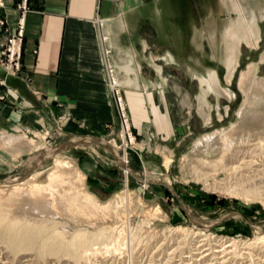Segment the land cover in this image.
<instances>
[{"label": "rangeland", "instance_id": "374dc122", "mask_svg": "<svg viewBox=\"0 0 264 264\" xmlns=\"http://www.w3.org/2000/svg\"><path fill=\"white\" fill-rule=\"evenodd\" d=\"M258 5V0L160 1L151 37L156 54L166 57H156L155 61L161 69L156 71V84L164 83L165 95H160L162 103L155 94V108L149 110L144 120L140 111L131 113L127 108L114 66L106 59L108 75L118 82H111V86L120 91L127 130L115 106L114 124L107 132L88 138L68 137L61 129L37 136L27 134V152L12 157L3 151L5 145L0 139L3 197H10L16 185L24 190L33 184L47 185L52 173L65 172L68 186L70 183L69 187L74 189L72 193L69 188L68 194L83 193L101 207L117 200L104 216H91L92 209L86 208L85 218L67 214L62 205L35 210L34 196L16 198L14 201L20 206L11 207L10 220L18 218L31 226L40 225L41 221L55 223L52 228L68 237L80 230L89 235L111 230L120 239L100 240L92 245L99 253L74 261L65 255L13 252L0 238V264H264V240L259 239L264 235V196L262 201H251L243 199L241 193L222 191L233 184L232 176L238 178L243 174L251 176V184H258V191L264 195V176H255L257 171L264 170V154L257 147L264 137V85H255L264 82V17L257 22V45L240 44L230 83L226 81L221 46L222 30L230 23H241V14L249 21ZM141 31L145 34L147 30L142 27ZM248 67L250 80L246 92H242L240 75ZM212 75L230 96L216 93ZM201 98L206 103L203 107L210 117L209 124H205L199 112ZM247 100V110L240 116L238 112ZM158 109L166 110L170 122V139L164 142L161 133L169 126L161 122L153 126L148 119ZM222 132H229L233 141L224 162L228 169L241 167L238 173L228 172L231 177L220 169L215 172L213 166L202 165L203 159L213 162L221 155ZM208 135L212 138L208 147L195 146ZM8 148L13 151V144ZM165 158L170 160L167 169ZM246 163L252 168L244 166ZM106 246L108 252L103 250Z\"/></svg>", "mask_w": 264, "mask_h": 264}, {"label": "crops", "instance_id": "0c3cea01", "mask_svg": "<svg viewBox=\"0 0 264 264\" xmlns=\"http://www.w3.org/2000/svg\"><path fill=\"white\" fill-rule=\"evenodd\" d=\"M21 1L2 0L0 7V51L23 22L19 70L6 75L0 65V139L5 153L12 157L27 152V134L61 129L68 137L88 138L107 132L116 121L107 58L131 113L140 111L144 120L155 108V94L164 102V83L156 84L161 69L155 64L164 54H156L151 37L162 0H27L24 13L18 9ZM258 2L255 12L264 17V0ZM165 113L158 109L148 117L153 126H169L166 131L160 125L163 142L171 134ZM12 144L13 151L8 148ZM3 164L0 154V170Z\"/></svg>", "mask_w": 264, "mask_h": 264}, {"label": "bare ground", "instance_id": "6f19581e", "mask_svg": "<svg viewBox=\"0 0 264 264\" xmlns=\"http://www.w3.org/2000/svg\"><path fill=\"white\" fill-rule=\"evenodd\" d=\"M255 11L256 10H254L253 13L251 14V16L249 17V21H246L245 20L246 18H244V16L242 14H241L242 17L239 14L240 18L242 20L239 22H241V23H238L236 26H234V24L230 23L221 32V46H223V48H224L223 49L224 55H223V57L222 56L221 57H222V61H223L224 65L227 69L226 81L228 83L231 82V78L233 77L234 71L236 70V66H237L236 59H237V54H238L237 51H238L240 44L245 43L246 45L255 47L257 45L258 40L260 39V37H259L260 35H259L258 30H257V24H258L257 22H258V20H260L263 17V15L262 14L259 15ZM256 14H258V15H256ZM210 38H212V37H210ZM250 72H251V68L248 67V70L245 73H242L240 75L241 77H240V81H239V88L242 90V92L243 91L246 92V90H247V84H248L247 82H249V80H250V75H249ZM111 78H114V77L112 76L109 78L110 82H112V85H113L114 80ZM211 81L214 85L213 88L215 89V91L218 95H221V96L223 95L225 97L230 96L229 93H227L226 91H224L220 88V86L218 85L217 79L213 75L211 76ZM255 85H259V87L260 86L262 87L264 85V82H256ZM210 87H211V85H210ZM255 88H257V87H255ZM115 90L119 91L118 89H115ZM200 100L202 102L201 106L199 107L200 108L199 109L200 115L204 118L205 124H209L208 122L210 121V117L204 111V107H203L204 105H206V103H205L203 98H201ZM247 105H249L248 100L245 102L243 107L239 110L238 114L240 116L243 113H245V111L247 110L246 109ZM209 108L210 107H208V109ZM206 111H207V107H206ZM208 111H210V109ZM255 113H257L256 110H255ZM231 129L235 130L234 127ZM222 133L223 134H221V136H220V140H221V144H222V145L220 144V146H222L221 155L219 156V158L216 159V161H213V162H209L208 160L203 161L204 160L203 159L202 165L208 164L209 166H213L215 169L214 170L215 172L217 171V169L218 170L220 169L221 172H224V173H228L230 171H231V173L236 172V171L238 173L241 170V167L239 165L235 166L234 168L231 167L230 169H228L227 164L224 162L226 155L229 152V148L233 145V141L231 140V135L229 136V132L228 133L222 132ZM203 138L204 139L199 140L195 143L196 147L201 146V147L206 148L209 146L210 140L212 139L211 136L208 135L207 137H203ZM257 147L260 148V150L262 151V154H264L263 153L264 152V137L259 139ZM256 156L259 157L260 155H256ZM234 162H235V160H234ZM247 162H249V161H247ZM251 163H254V162L251 161ZM169 164H170V160L165 158L164 167L166 169L168 168ZM63 165H64V167H67V165L65 163ZM249 165L250 164H247V165L244 164V166H247V167ZM252 166H253V164H252ZM249 167L252 168L251 166H249ZM202 168H200V169H202ZM74 173H76V175H78L77 172H74ZM196 173H198V172H195V174ZM260 174L262 176H264V170L257 171L255 176H258ZM64 175H65V172H64ZM64 175L62 172H60V173L54 172L49 176V181H48L47 185L33 184L32 186H30L28 188V190H24L22 188H19V185L18 186L16 185L15 189H13L14 190L13 193L8 198L3 197L2 196L3 191H0V238L5 240L8 248L11 251H13V252L18 251V250H20V251L21 250L34 251L39 256H53V257L59 256L60 257V255H65L74 261H79L81 259H85L86 257L88 258V256H90L89 254L96 255V253H99L98 249H92V247H93L92 245L96 242H99L100 240L105 239V240H114V242L115 241L120 242V239L114 237L113 232L111 230H102V231H99L98 233H96L94 235H92V233H91L92 236L89 235V233L80 230L78 232H75L71 236L69 235L70 237H68L63 232H61V230H57L56 228H52L53 226H56L55 223L49 225L46 222L41 221L40 223H38L40 225L34 226L32 224L33 226H31L27 222L23 223V220L18 219V218L17 219L13 218V220L9 219L10 217L12 218V216L10 214L12 212V211L10 212L11 207H13L14 205L20 206V204L18 202L14 201L16 198L17 199L18 198L19 199H30L29 197L34 196L33 197L34 203H32V205L34 206L33 208L35 210H37V209H41V210L43 209L44 210L46 208L52 207V205H54V206L55 205L56 206L62 205V207L64 208V211L67 214H79L80 217L81 216L87 217V214H86L87 209L86 208L92 209L93 213H90L88 211L89 214H91V216H94V215H95L94 217L101 216V215L104 216L106 214V212H108L110 210V208H113L112 207L113 203L117 204V202H116L117 200H116L114 202L112 201V203L109 202V205H107L106 207H101V205H98L88 195H85L83 193L72 194V193H74V189H72L73 186L69 187L71 185L70 183L68 186L67 181H66L67 179L65 180ZM63 176H64V178H63ZM230 177H231V175H230ZM211 178L212 177H210V179ZM207 180H209V176H208V179H206L204 181L205 184H207L206 183ZM230 181H232L233 184L227 183L228 184V186L226 185L227 188H223L222 191L224 189H226V192L229 194H237L238 195L239 193H241V196L243 197V199H249L251 201L252 200H261L262 201L261 197L264 195H263V193L258 191L259 190V188H257L258 184H254V183L251 184L252 183L251 182L252 181L251 176H248V175L246 176L243 174L238 178L236 176H232L230 178ZM230 181H229V183H230ZM231 186H234V188H232ZM69 188L73 190L72 193L69 192L71 194L67 193L68 191H71V190H68ZM75 192H77V191H75ZM100 213H101V215H99ZM87 224H88V222H87ZM177 229L180 230V228H177ZM174 231H176V233H179L178 230H174ZM259 239L263 241L264 235H262V237H260ZM103 242H105V241H103ZM231 243L229 244L230 246H231ZM98 245H99V243H98ZM229 245L225 246V247L228 248V247H230ZM103 250L105 252H108L107 250H109V249H107V246H106ZM216 251H218V250H216ZM216 251H214V252H216ZM222 254H223V252H222ZM213 257H214V255H213ZM201 259H203V257ZM193 261H195V260H193Z\"/></svg>", "mask_w": 264, "mask_h": 264}, {"label": "built area", "instance_id": "2783aa9c", "mask_svg": "<svg viewBox=\"0 0 264 264\" xmlns=\"http://www.w3.org/2000/svg\"><path fill=\"white\" fill-rule=\"evenodd\" d=\"M0 7H2V0H0ZM18 9L21 12H25L28 9L27 0H22L18 5ZM23 38V22L20 20L18 23V27L16 33L8 36L2 45V51H0V63L4 68V72L6 75L15 74L16 71L20 68V57H21V42ZM108 52H106L107 54ZM112 77V75H108V78ZM109 87L112 91L114 103L116 106V110L119 114V118L121 123H123V127L125 130L126 122L124 117V110L122 105H124L122 101V97L119 91L114 89V86H111V82L109 80ZM128 137V134L126 135Z\"/></svg>", "mask_w": 264, "mask_h": 264}]
</instances>
